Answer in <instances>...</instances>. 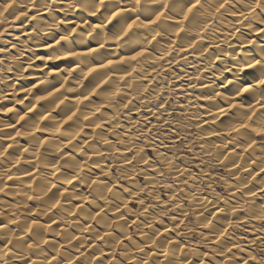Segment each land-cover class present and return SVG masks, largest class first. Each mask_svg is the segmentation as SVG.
<instances>
[{"label": "clouds", "instance_id": "1", "mask_svg": "<svg viewBox=\"0 0 264 264\" xmlns=\"http://www.w3.org/2000/svg\"><path fill=\"white\" fill-rule=\"evenodd\" d=\"M29 9L35 11L31 17ZM42 13L47 14V20L42 19ZM21 17L37 22L28 33L31 39L9 44L4 36L11 35L8 28L15 27L11 20ZM89 18H95V22ZM0 28L4 29L0 31V45H4L0 46V85L8 86V73L27 79L24 73L37 60L44 61L37 83L23 89L26 95L22 99L17 98L15 84L7 90L0 88V103L12 101L11 108H0V112H15V123L0 119V184L5 178L12 179L10 166L21 163L20 157L29 154L27 162H34L36 167L35 174H29L34 180L29 185L31 194L25 191L19 175L17 194L39 202L36 209L29 208L26 202L7 206L0 202V219L7 221L0 224V264H264V225L253 229L262 235L247 247L239 236L228 231L245 230L243 221L235 218L229 219L227 227H217L205 217L187 232L176 231L179 225L172 229L177 238L195 234L200 228L212 229L215 239L200 233L197 242L210 248V253L164 236L155 225L163 224L180 205L160 200L161 180L151 177L147 181V168L140 167H151L145 150L149 146L155 149L148 140L154 130L158 132L163 127L156 124L146 128L143 113L160 120L168 108L175 110L178 98L174 84L180 77L172 66L179 59L195 69L192 87L210 90L206 99L218 112L212 123L228 114L217 101L232 106L233 122L227 127L237 130L229 143L250 147L260 138L261 155L256 162L264 170V135H257L264 132V43L249 38L264 34V0H0ZM248 45L255 46V55L245 51ZM39 48L51 49V54L36 55ZM26 52L32 55L27 57L25 67ZM138 52L143 54L129 59ZM172 53L175 55L165 60ZM57 61L71 63L60 66ZM49 62L56 66L50 68ZM205 73L210 74L207 83L196 84L195 81L205 79ZM247 76L251 83L245 79ZM189 78L185 71L183 79ZM29 99L32 103L25 105ZM41 101L47 102L44 110L37 107ZM16 105H24L26 111L16 112ZM192 107L199 109L200 105L193 103ZM57 110L59 115L54 116ZM208 111L211 114L213 107ZM182 117L176 121L178 129L189 127L191 120H202L198 110H186ZM44 132L48 133L46 138L37 135ZM17 137L27 139V145L20 144ZM212 151L218 152L219 148L212 146ZM159 159L168 169L158 172V177L163 178L175 165L163 154H159ZM141 176L147 182L139 183ZM122 180L129 181L130 186L124 188L127 197L117 191ZM73 181L77 186L60 191L64 184L72 185ZM224 183L227 185L228 181ZM193 198H198L195 193ZM218 198L228 204L226 198ZM129 199L138 201L143 210L129 208ZM74 200L81 204H73ZM146 200L167 206L156 205L149 212L144 207ZM85 203L91 207L84 208ZM121 206L138 219L143 217L135 231H129L124 215L109 217V212L119 213ZM5 207L15 218L5 214ZM75 207L80 211L73 212ZM21 208L27 214L43 216L57 209L61 215L52 223L62 224L63 232L49 223L22 220ZM229 210L243 211L248 222L264 221V204L257 208L245 201ZM80 215L100 225L101 230L72 219ZM183 215L187 218L189 213L185 211ZM70 229H77L78 235ZM49 233L53 239L47 238ZM55 237H61L63 243L57 246ZM149 248L153 251L146 250ZM161 256L163 259H159ZM217 256L223 259L216 260Z\"/></svg>", "mask_w": 264, "mask_h": 264}, {"label": "bare ground", "instance_id": "2", "mask_svg": "<svg viewBox=\"0 0 264 264\" xmlns=\"http://www.w3.org/2000/svg\"><path fill=\"white\" fill-rule=\"evenodd\" d=\"M19 14V13H18ZM35 14V11L32 9L28 10V17H31ZM42 19L47 20L48 16L45 13L41 14ZM91 22H95V18H89ZM11 23L15 25V27L8 28L7 31L11 33V35H5L4 39L9 41V44L11 43H17L20 44L22 41L27 42L31 38L28 35L32 31L33 26L37 23L36 21H31L25 17H21L19 20H16L15 18H12ZM0 31H4V29L0 28ZM261 35L252 34L249 38L256 40L257 43H264V39H262ZM51 42L50 40L48 41ZM235 42V41H234ZM4 46V45H0ZM94 46V45H90ZM51 49L47 48H39L36 50V55L39 56H48L51 54ZM190 51V50H189ZM245 51L255 55L256 48L254 45H248L245 48ZM32 53L26 52L25 59H24V65L27 66V57L31 56ZM171 55H175V53L170 54L169 56L165 57V60L170 59ZM181 56L186 55V53H180ZM189 59H192V57H189ZM165 61H161V64H164ZM71 63V61H57L56 64L63 66L64 64ZM44 64V61L37 60L35 62V65L32 69L27 70L24 75L27 77V79H20L15 76H13L12 73H8L10 79L8 81V86L15 84L17 88V98L22 99L26 93L23 91V89L30 87L33 84L37 83L36 77L41 75L39 68L42 67ZM56 65H53L49 62V67L54 68ZM219 66V65H218ZM172 70L178 74L180 77L175 81L174 87L176 88V95L178 98V102L175 104V108L178 109L179 113H185L187 111H199L202 116L201 121L191 120L188 123L191 126L195 127L196 132V142L198 143L197 148L198 150L195 152L196 156H200L202 158H208L209 160L215 162L218 165H221L225 168V172L231 177L228 179H223V188L227 192V197L223 196L220 192L216 191L212 186L208 185L207 190L204 191L203 186L200 182L199 176H192L187 173L186 168L183 166V164L176 161L175 157L170 154L167 151L159 150L158 149V141H148L149 145L155 144V149L152 146H149L151 149H154V155L156 161L150 162L151 167L147 165H140L142 168H147V181H150L151 177H157L158 179H162L161 177H158L159 171H165L167 172V166L161 163V160L159 159V154H163L164 156L172 159L173 164L175 165V168L171 171L169 175H171L175 180L176 187H182L185 185V191L183 194V198L188 202V205H190L192 214L195 219V227L198 224V221H203L205 217L207 219L212 220L213 224H215L217 227H227L228 221L231 218H235L236 220L243 221V226H246V233H243V239H241V242L245 244V246H250V242L254 239L258 240V238L261 237V233L259 231H254L253 229L258 227L254 225L253 223L256 220H252L251 222H248L246 218V214L243 211H236L231 212L230 206H237L240 204H243L245 201L252 202L256 205L257 208L264 202V191H261V188H264V170L261 169L260 166L257 164V158L261 155V146L259 144L260 138L257 137V144H253L251 147H248L247 145L241 146L240 144H233L229 143L231 137L235 136L236 133L233 132L229 127H227L230 123L233 121L231 120V113L233 112V108L231 105L225 104L223 101H217L216 103H219V105L222 108H225L227 111V115L220 116L218 120H216L215 123H212V121L215 119V117L218 115V112L215 110L214 105L212 102L206 99V97L210 94V90L205 87H196L193 88V79L191 78L195 74V69L183 65V61L177 59L173 62ZM167 71V70H165ZM187 71L190 75V78L185 80L183 79L184 73ZM247 72L251 73V69H246ZM170 75V73H169ZM210 74L205 73L204 80L195 81L196 84L201 85L207 83V80L209 78ZM245 79L248 80L249 83H251V77L247 76ZM186 85V87H185ZM5 85H0V88H4L7 90V87ZM239 86V85H237ZM232 88V86H230ZM35 91V90H34ZM247 98V97H245ZM32 103V100H26L25 105H30ZM45 101H41L37 107L40 110H44L46 107ZM193 103H197L200 105L199 109H195L192 107ZM187 106V109H186ZM212 106L213 112L209 114L208 108ZM12 107V101L9 99L8 101H4L0 103V108L2 109H8ZM15 111L19 113H23L26 111V107L24 105H16ZM169 111V109H168ZM165 113V116L161 118L160 120H157L156 117L151 116L149 113L145 112L143 115L146 117V128L151 127L153 124H162L166 125L168 120V113ZM54 116L59 115V110L57 112L53 113ZM15 112H0V119H6L10 123H15ZM135 118V114H134ZM223 122V123H221ZM23 123V122H22ZM19 128V125L17 126ZM86 131H91V129H86ZM173 132V131H171ZM37 135L46 138L48 136L47 132L44 133H37ZM110 139H115V137H109ZM18 142L22 145H27L28 141L24 137H17L16 138ZM9 141H4V143H8ZM212 146H217L219 148V151H212ZM14 150L10 149L9 152L13 153ZM64 151L68 152L70 149L65 148ZM209 152H212L211 155H209ZM127 155H131L128 153ZM82 159V158H81ZM97 159V158H94ZM21 163L10 166V174L12 175V179L5 178L3 184H0V187L4 188L3 192H0V202L3 203V205H16L17 202H20V204L27 203L29 208L36 209L39 205V202L35 200H27L26 196L23 194H17V189L20 183V180L24 181V188L25 191L30 193L29 185L34 183V180L31 178V175H34L36 172V167L34 162H27L29 160V154H25L24 156L20 157ZM150 161V160H149ZM110 163V161H108ZM157 162V163H156ZM239 166V167H238ZM95 171L98 173L99 169H95ZM202 173L203 170H200ZM20 176V180L16 179V176ZM201 176H204L201 174ZM102 179L107 180L108 177H102ZM146 180V177H145ZM227 180L228 184L226 185L224 181ZM145 181V182H147ZM125 186H119L117 185V191H120L125 197L128 196V193L124 191V188L129 187V181L125 180ZM164 184H166L163 180L161 181L160 186L164 187ZM247 184V187H244V185ZM73 186H77L76 181H73L72 185L64 184L60 191L63 192L65 189H70ZM80 191H84L82 186H78ZM168 188L167 191V198L164 200L165 202L174 201L176 204L180 205V209L176 210L175 212L170 213L168 221H165L163 224H156L155 227L160 230V232L166 236L169 239L177 240L179 239V242L182 245H196L197 249L202 252H211L210 248H204L202 245H199L197 242L200 240V233H203L204 236L211 237L212 239H215L213 236V230L208 228H200L199 233L197 232V236L195 239H191V234L187 236H181L177 238L176 231H182L187 232L188 228H192L191 226H188L185 223L184 219V209L182 207L181 199H178L175 196V191L177 188ZM166 188V187H164ZM200 189H203V191H200ZM57 189H53V192H56ZM193 193L196 194V197L193 198ZM252 193H255V195H252ZM218 197H223L228 200V204H225V200L219 199ZM201 201L204 202V204L201 203ZM223 201V204H220ZM155 202L159 204V201ZM73 204L79 206L81 202L79 200H74ZM165 207L166 204H163ZM84 208H90L91 205H88L85 203ZM146 207V206H144ZM221 209H225V211H221ZM123 206H121V211L119 213L115 212H109L108 215L110 218H115L119 215H124L126 218L129 226H134V230H136V224L139 223L140 220L143 219V217H140L139 219L129 214L124 210ZM143 210V209H141ZM80 208L75 207L73 208V212H79ZM149 212H152L151 209H149ZM5 214L9 215L11 218H15V216L10 213L5 207ZM20 217L21 219L27 218L29 221H37L39 223H49L51 224L52 228L56 229L57 231L63 232L64 226L59 223H52L53 219H57L61 213L58 212L57 209H53L52 212H50L47 216L43 215H37L35 212H32L31 214H27V210L24 208H21L20 211ZM175 217L174 219L172 217ZM72 219H79L81 223L83 224H91L92 227L96 230H101V226L96 224L94 221H87L84 219L83 215H80L79 217L73 216ZM135 221V223H133ZM183 221V223H181ZM7 223L6 220L0 219V224ZM123 223V221H121ZM179 225V228L176 229V231H172V229ZM187 226V227H186ZM9 227L14 228L15 225H9ZM167 228L168 231L165 232L164 229ZM74 234L78 235L77 229H70ZM229 233H231L230 228L228 229ZM89 235V234H85ZM237 235V234H236ZM48 239H53V235L51 233L47 234ZM29 242H31L30 237L28 238ZM136 239L139 240L140 236L137 233ZM221 239H224L222 237ZM55 240L58 242L57 246L59 244L63 243L61 237H55ZM91 242V241H90ZM127 243V241H125ZM11 247V245H9ZM216 245L213 244L212 248H215ZM149 252H152V249H146ZM91 251V249L89 250ZM105 259H108V250L106 249ZM233 251H237L236 249H233ZM55 253H53L54 255ZM159 259H163V257H159ZM216 260H222L223 257H215ZM15 264H20L19 261H16Z\"/></svg>", "mask_w": 264, "mask_h": 264}, {"label": "rangeland", "instance_id": "3", "mask_svg": "<svg viewBox=\"0 0 264 264\" xmlns=\"http://www.w3.org/2000/svg\"><path fill=\"white\" fill-rule=\"evenodd\" d=\"M168 107V106H165ZM169 109V115L166 125H163L162 128L158 132L154 130L153 135L149 138L148 141H158V149L167 151L170 154H172L176 161L183 164V166L186 168L187 173L192 176H199L200 182L203 186L204 191L207 190V186L210 185L212 188H214L216 191L220 192L223 196L227 197V192L224 190L223 186V179H230L231 177L225 172V168L221 165L216 164L215 162L209 160L208 158H202L200 156H196L195 152L198 150L196 142V132L194 126L184 127L181 129L177 128V120L183 119L182 114L179 113L178 109L175 108L173 111L172 108ZM154 125V124H153ZM151 127L148 128H152ZM173 131V132H171ZM144 143V142H142ZM146 155L149 158L150 162L156 161L154 149H151L150 147H147ZM111 162V161H110ZM157 163V162H156ZM200 170H203L201 173ZM113 173H116V169H112ZM203 174L204 176H201ZM164 181L166 184L170 183L172 185V188H175L176 180L171 176L167 175L166 177H163L161 181ZM145 176H141L138 178L139 183H145ZM125 180H122L119 184V186H125ZM185 185L182 187H176L177 190L174 192L175 196L178 199H181L182 207L184 209V212L187 211L189 213L188 217H184V221L188 226L195 227V219L192 214V210L190 205H188V202L183 198V194L185 189ZM168 188L159 187L158 192L160 196V200L164 201L167 198V191ZM224 201V199H223ZM223 201L220 204H223ZM264 204V202H263ZM159 205V207L163 208L165 207L163 204H157L155 200H146L145 205L147 208L153 210V206ZM128 207L133 209L134 211L141 210L142 207L139 204L138 201L129 199ZM124 210L122 211V213ZM170 215V214H169ZM169 217H166L164 219L165 221H168ZM256 226L264 225V221L256 220L254 223ZM134 226L129 227V231H133ZM243 228L246 230V226H243ZM200 230V229H199ZM240 231V230H234L230 228L231 233H234L236 236H239L241 239H243L246 231ZM199 233V231H198ZM197 236V233L191 234V239H195Z\"/></svg>", "mask_w": 264, "mask_h": 264}, {"label": "snow or ice", "instance_id": "4", "mask_svg": "<svg viewBox=\"0 0 264 264\" xmlns=\"http://www.w3.org/2000/svg\"><path fill=\"white\" fill-rule=\"evenodd\" d=\"M133 23H135V21H133ZM142 54H143L142 52H138V53H136L135 56L129 57V59H133L134 60V59H136V56H139V55H142ZM90 71H93V70H90ZM38 99H46V97H39ZM242 127H247V125H242ZM236 130L237 129H235V128L232 129V131H236ZM257 135H264V132H259V133H257Z\"/></svg>", "mask_w": 264, "mask_h": 264}]
</instances>
